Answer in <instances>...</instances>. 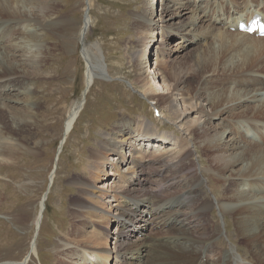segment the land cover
Returning a JSON list of instances; mask_svg holds the SVG:
<instances>
[{"label": "bare ground", "instance_id": "1", "mask_svg": "<svg viewBox=\"0 0 264 264\" xmlns=\"http://www.w3.org/2000/svg\"><path fill=\"white\" fill-rule=\"evenodd\" d=\"M159 2L161 15L155 21L152 16ZM142 3L143 14L136 15L140 47L133 57L137 68L135 82L166 109L168 119L177 126L180 135L158 133V126L147 120L128 124L121 130L125 134H120L118 129L115 136L104 134L97 147L91 148L88 161L97 178L113 175L116 185H107V190L112 191L97 187L99 195L90 191L92 185L80 189L81 200L90 210L88 218L92 217L95 224L79 217V221H86L85 225L83 229L76 227L66 232L65 243L59 245L60 258L69 264L82 261L88 264L87 255L96 257L100 264H108L109 259L119 264H264V38L232 31L239 20L263 11L264 0H145ZM56 8L57 4L50 0H0V167L14 166L26 156L29 148L27 144H18V140L28 128H35L40 122L39 107L34 104V108L29 102L35 93L34 81L31 86L27 83L48 53L42 42L46 32L61 34L67 25L54 16ZM53 16L55 19L49 20ZM90 23L88 13L80 31L83 45ZM166 34H179L182 39L167 49ZM160 36L155 67L163 64L169 68L163 85L151 76L152 65L149 70L143 68L152 44ZM189 37L196 47L190 56V52L185 54L188 64L184 70L175 65L181 62L169 59L172 54L186 50L183 43ZM91 46L82 52L88 63L85 70L88 78L81 97L69 109L66 139L84 108L93 80H105L109 75L100 46ZM156 73L153 71V75ZM192 76L197 77L194 91L188 81ZM220 77L229 80V85H216ZM5 90L15 98L5 96ZM179 95L182 97L177 98ZM118 134L123 137L120 141ZM142 135L145 139L139 140ZM198 150L203 152L208 165L197 163L198 183L194 186L190 183L191 188L177 175L178 183L184 186L182 196L162 197L161 191L168 188L165 183L153 193L140 192L145 169L156 170L154 175L161 176L165 169L179 168L191 155L196 156ZM111 153L116 156L109 161L112 171L108 172ZM121 164H125L124 171ZM203 172L221 186L220 195L213 200L206 197L202 188L206 184ZM171 177L168 181L176 184L177 179ZM1 187L0 202L14 200L15 194L10 196L8 187ZM105 195L115 200L112 209L102 210ZM44 198L35 227H41L43 222ZM215 207L224 221L227 216L235 222L236 235L232 239L210 221L209 212ZM149 216L154 218L148 220ZM115 222L116 241L111 249L108 229ZM152 224V228L162 227V232H166L164 239L158 240L153 235L133 239L136 232L143 233ZM226 238L230 244L224 243ZM253 242L256 244L252 245ZM33 252L32 243L25 264ZM248 255L256 261L252 262Z\"/></svg>", "mask_w": 264, "mask_h": 264}, {"label": "rangeland", "instance_id": "2", "mask_svg": "<svg viewBox=\"0 0 264 264\" xmlns=\"http://www.w3.org/2000/svg\"><path fill=\"white\" fill-rule=\"evenodd\" d=\"M50 1L57 4L54 16H57L59 21L62 20V24L67 25L62 28L63 32L61 34L46 32L47 35L42 42L49 55L47 53L42 66L36 69V74L28 79L27 84L30 86L34 81L33 88L35 89L34 96L29 102L32 103L33 107L34 104L39 107L37 116L40 120L37 127L28 128L29 130L27 129L26 133L18 140L20 145L27 144L29 151L27 150L26 156L21 157L16 165L0 167L1 189L8 187L7 190L10 191V196L15 194L14 200L3 199L0 202V264L26 263L25 258L34 240L35 221L50 183L49 193L46 196L43 222L35 241V253L33 252L27 264L65 263L60 258L62 256L59 252V245L65 243L66 238H64V235L66 232L69 233L76 227L83 229L86 221H79V217L88 218L89 214L87 212L90 211L81 200L80 189L83 186L92 185L90 191L99 195L97 187H104L107 190L108 184H110L109 187L116 185L113 175H108L103 179L97 178L94 168L89 165L91 161H88L91 148L97 147V143L104 139V134L115 136L117 129L120 130V134H125L121 130L128 124L136 125L139 120H147L158 126V133L180 135L177 126L168 119L166 109H162V105L158 101H154L149 94L144 93V89L135 82L137 68L133 57L140 47L136 15L142 16L144 8L142 2L145 0ZM87 10H89L91 23L86 34V44L83 45L80 41V31L84 26ZM161 10L160 2L156 3L155 14L153 13L152 19L157 21L161 15ZM54 16L50 17L49 20ZM55 22L57 21L55 20ZM161 30L158 31L160 35ZM181 39L182 36L179 34L171 36L166 34L164 41L167 49L180 42ZM160 40L161 36L157 37L154 44H152L143 68L146 69L147 67V70H149L152 65L151 76L158 84L163 85V80L167 81L168 79L166 68L168 70L169 68L163 64L158 66L157 69L155 67L156 45ZM96 43L99 44L102 50L103 62L105 61L104 64L109 74L108 78L93 80L86 96L84 108L73 126V130L67 136L61 152L58 154L60 143L64 137L69 109L81 97L88 78L85 75L86 64L88 65V63L82 52L86 46L93 47L91 45ZM183 45L186 49L183 51L184 53L172 54L169 61L181 62V64L175 65L187 70L188 63L184 56L189 52L188 56H190L196 46L193 44L191 37L186 39ZM181 55L180 59L177 58ZM155 70L157 72L156 76L153 75ZM33 77H35L34 80ZM225 79L221 80L220 77L216 85L228 86L230 82ZM159 80L161 83H159ZM188 81L192 84L193 88H191L194 91L197 77H189ZM3 94L7 97L14 95H10L7 90ZM181 97L182 95L177 96V98ZM180 102L184 104V101ZM192 102L194 103L191 99L189 103L192 105ZM154 107L160 110L161 116L159 118L154 114ZM122 138L119 135L118 141ZM138 139H145V135ZM151 143L153 144V142ZM126 154L129 155V152H126ZM109 156L108 163L113 160L112 157L116 154L111 153ZM196 156L191 155L179 168L171 169L172 171L165 169L160 173L161 176L154 175L156 170L145 169L143 177L145 181L140 192L144 195L153 193V190L159 189L158 186L161 183H165L168 188L161 191L162 197L165 195V199H171L170 195L172 197L182 196L184 186L178 183V179H184L185 184L191 188L198 183L196 181L198 180L196 179L197 176H195L197 163L201 166L208 165L201 150H198ZM114 162L117 163L116 160ZM110 163L107 164L108 172L112 171ZM124 166L125 164L120 165L121 171L126 169ZM203 174L206 184L202 185V188H204L206 197L213 200L220 195L221 186L214 183L209 173L203 172ZM177 175L181 177L177 179ZM171 176L177 179L176 184L174 181H168L169 177L172 178ZM93 178H97V180ZM166 178L168 182H165ZM172 182L173 184H170ZM3 183L8 185H2ZM108 190L112 191L111 188ZM109 193L111 194V192ZM102 199V210L112 209L116 204L111 195H105ZM153 218L154 216L152 218L149 216L148 220ZM209 218L210 221L216 223V227L221 228L231 239L235 237V222L231 217L226 216L224 221L218 208L215 207L209 212ZM87 220L95 224L92 217ZM89 221L87 222L89 223ZM116 226L117 222L112 223L108 229V235L111 238L109 248L111 249L115 247L116 240H114L115 235L113 234L117 230ZM152 227L153 224L143 233L137 234L136 232L133 239L142 240L145 237L144 235L150 237L153 235L152 237L158 238V240L160 238V240L164 239L166 232H162V227ZM224 243L230 244L229 239L226 238ZM255 244L256 242L252 243V245ZM248 259L252 262L256 261V258L249 255ZM87 260L88 264H100L97 263L96 257L90 255H87ZM117 263L119 264V262ZM117 263L114 259H109L108 264ZM65 264L69 263L66 262Z\"/></svg>", "mask_w": 264, "mask_h": 264}, {"label": "water", "instance_id": "3", "mask_svg": "<svg viewBox=\"0 0 264 264\" xmlns=\"http://www.w3.org/2000/svg\"><path fill=\"white\" fill-rule=\"evenodd\" d=\"M88 11V10H87ZM97 45H98V47H99V44L98 43H96ZM99 51L100 52H102V50H101V48L99 47ZM68 134V130L66 129L65 130V132H64V139H63V141L60 143V146H59V150H58V154L60 153V151H61V148H62V145H63V143L65 142V139H66V135ZM54 173V172H53ZM50 186H51V183H50V185H49V188H48V190H47V192H46V194H45V198L44 199H46V196H47V193H48V191H49V189H50ZM44 201V200H43ZM43 201H42V203H43ZM39 226H37L36 227V233H35V238H36V236H37V234H38V231H39ZM33 244H34V242H33Z\"/></svg>", "mask_w": 264, "mask_h": 264}]
</instances>
